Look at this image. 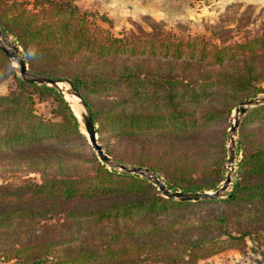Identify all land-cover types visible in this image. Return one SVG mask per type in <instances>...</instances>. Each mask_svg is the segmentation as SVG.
Returning <instances> with one entry per match:
<instances>
[{"label":"trees","instance_id":"1","mask_svg":"<svg viewBox=\"0 0 264 264\" xmlns=\"http://www.w3.org/2000/svg\"><path fill=\"white\" fill-rule=\"evenodd\" d=\"M71 1L0 0V28L30 70L76 89L98 138L114 139L104 148L112 159L146 165L170 189L215 188L225 143L218 128L212 140L211 125L264 92V28L215 41L152 22L113 35ZM14 70L0 50V80L11 75L14 83L0 94V259L191 264L243 245L251 228L264 230V102L239 122L235 177L220 206L165 197L146 178L108 168L61 93ZM200 202L215 205L191 217Z\"/></svg>","mask_w":264,"mask_h":264},{"label":"rangeland","instance_id":"2","mask_svg":"<svg viewBox=\"0 0 264 264\" xmlns=\"http://www.w3.org/2000/svg\"><path fill=\"white\" fill-rule=\"evenodd\" d=\"M71 2L81 8L94 11L95 13L94 15H90V19H92L94 23L100 28L106 29L113 35L121 34L125 31H128L129 29L134 30L137 28V26L147 28L152 22L160 24V26H162L164 29L169 30L177 35H203L205 37L208 36L215 41H218L219 39H240L264 28V0H72ZM5 33L8 40L16 44L22 54L21 47L17 44L14 37L7 32ZM9 61L15 68L14 74L19 76L16 63L10 59ZM27 69L30 70L28 66ZM13 85L14 83L11 75L1 79L0 94L6 93L10 88L13 87ZM260 93L261 92H258L256 94ZM238 102L239 101L235 102L230 108L225 120L221 123V125L216 123L211 125L213 130H216L217 128L218 130H224L223 139L225 143V156L227 130L231 122L233 107ZM35 107L38 111L48 114L47 102L37 101L35 103ZM243 114L240 116L237 124L236 141L238 136V125ZM216 136L217 130L216 135H214V138L212 137V140L216 141ZM96 139L101 144L103 150L107 144L110 145L114 142V139L98 138L97 132ZM88 148L92 150L89 143ZM119 149L120 147L117 146V150ZM126 151L127 149L124 148V152ZM211 151H215L214 146L211 148ZM130 152L135 154V152L132 150ZM238 158L239 152L236 150L235 144L234 160L231 169L232 171H230L231 182L235 177L236 162ZM122 163L128 165H142L133 162ZM224 164L225 157L221 162L223 175L226 172ZM106 166L108 168L111 167L108 165ZM114 169L119 170L116 167ZM151 171L155 172L161 178V176L156 171ZM28 175L34 179H37L36 173L30 172ZM220 182L221 180L216 184V187L220 184ZM231 182L228 184L227 188L222 192V194L215 198L220 206H223L224 202L218 200L224 196V193L227 190H229ZM213 189L214 188H210L207 190L211 191ZM214 205V202L196 203L192 206L191 210L193 213L190 215L191 217H194L198 212L204 213L209 209L214 208ZM255 228L257 230L251 228V233L244 235L243 245L239 247L224 248L218 252H215L214 254L204 258H199L191 264H264V230H262L260 226H256ZM0 264L18 263L15 259L4 260L1 258ZM29 264L32 263L30 262ZM153 264L166 263L155 262ZM168 264L186 263L179 262Z\"/></svg>","mask_w":264,"mask_h":264},{"label":"water","instance_id":"3","mask_svg":"<svg viewBox=\"0 0 264 264\" xmlns=\"http://www.w3.org/2000/svg\"><path fill=\"white\" fill-rule=\"evenodd\" d=\"M0 50L4 54H6V56L10 60L16 63L18 75L22 80L37 84L50 85L53 88H55L58 92H60L63 98H64L63 91L61 86L58 85V83L59 82L67 83L68 87L66 88V92L68 94H72L76 96L83 108V110L79 113V117H77L74 113L73 114L79 121V124L82 126L83 128L82 132L84 133L87 142L89 143L91 149L94 151L100 162L108 166H111L113 168L116 167L124 172L133 173L142 176L146 178L149 182H151L153 185H155L163 196L172 197L180 200L215 199L216 197L222 194V192L227 188L228 184L231 182L230 172L226 171L224 174V178L221 180L220 184L211 191L208 190L180 191V190L168 188L165 185V183L162 181V179L155 172L149 170L148 167L146 166L128 165L119 161L112 160L110 156L104 152L101 144L96 139L95 125L91 119L88 106L86 105L85 101L82 99L80 94L76 91V89L66 79L39 74L28 70L26 62L19 48L17 47L16 44L8 40V38L6 37V33L2 31L1 28H0ZM263 102H264V92H261L260 94H255L240 100L233 107V114L231 117L232 122H230L228 126L227 137H226V156H225V164H224L225 168L227 166L232 168V163L234 160V148L236 144V130L240 116L249 107L258 105Z\"/></svg>","mask_w":264,"mask_h":264},{"label":"bare ground","instance_id":"4","mask_svg":"<svg viewBox=\"0 0 264 264\" xmlns=\"http://www.w3.org/2000/svg\"><path fill=\"white\" fill-rule=\"evenodd\" d=\"M58 85L61 86L62 91H63V96L66 99V101L69 103L70 108L72 109L73 113L79 117V113L83 110L82 105L80 104V102L78 101V98L72 94H68L66 92V88L68 87L67 83L65 82H59ZM231 122H232V118H231ZM80 125V124H79ZM81 130L83 131L82 126L80 125ZM232 168H230L229 166L226 167V171H232Z\"/></svg>","mask_w":264,"mask_h":264}]
</instances>
